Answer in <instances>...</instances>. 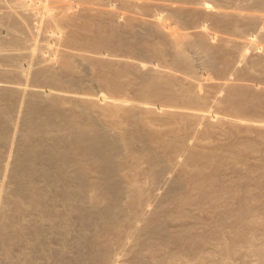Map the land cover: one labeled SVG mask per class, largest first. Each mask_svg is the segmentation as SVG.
Returning <instances> with one entry per match:
<instances>
[{"label":"rangeland","instance_id":"rangeland-1","mask_svg":"<svg viewBox=\"0 0 264 264\" xmlns=\"http://www.w3.org/2000/svg\"><path fill=\"white\" fill-rule=\"evenodd\" d=\"M24 1L25 13H31L26 19L17 0H0V81L59 87L81 98L48 108L45 115L61 109L56 125L31 130L25 125L30 118L26 102L11 96L14 111L7 117L14 125H0L1 132L6 130L0 136L3 192L16 194L10 167L17 151L34 138L39 167L34 176L47 191L60 189L50 183L59 175V155L71 149L64 138L68 125H88L93 118L113 130L119 146L110 193L104 192V176L88 162L81 203L53 192L47 216L38 220L33 214L37 218L32 216V227L21 239L0 217V264H264V37L256 35V20L224 15L232 9L263 12V4L206 0L212 9L201 11V0ZM6 14L21 24L13 28ZM251 34L259 41L260 55L250 53L242 60L235 41ZM180 45L191 56V68L179 59ZM203 50L212 63L206 64ZM26 51L34 58L17 54ZM51 58L58 76L54 81L18 73L31 61L46 67ZM255 58L262 64H253ZM70 61L72 68L66 65ZM36 127L41 131L35 133ZM241 197L248 205L242 206ZM114 202L116 210L109 209ZM76 203L87 211L85 221L78 218ZM247 206L256 212L248 214L252 228L237 223ZM14 211L9 213L14 216Z\"/></svg>","mask_w":264,"mask_h":264},{"label":"bare ground","instance_id":"bare-ground-1","mask_svg":"<svg viewBox=\"0 0 264 264\" xmlns=\"http://www.w3.org/2000/svg\"><path fill=\"white\" fill-rule=\"evenodd\" d=\"M202 2H200L201 4V11H202V9H204V11H206V10H211L212 9V7H211V4L210 3H208L206 0H201ZM253 1V0H252ZM255 1V0H254ZM257 1V0H256ZM260 2L263 4V6H264V0H259V3H258V1L256 2L257 4H259L260 5ZM17 3L19 4V6H22V13L20 14V15H24L23 16V18H28L30 15H31V13L29 14V13H25V11H24V8L26 7V2L24 1V0H17ZM253 3H255V2H253ZM253 6V5H252ZM18 7V6H17ZM235 7H238V6H235ZM229 8V7H228ZM241 8H243V7H241ZM240 8V9H241ZM247 8V7H246ZM253 8V7H252ZM263 8V7H262ZM237 9H239V8H237ZM256 9H257V7H256ZM214 10H216V9H214ZM221 10V9H220ZM220 10H218L219 12H220ZM251 10V9H250ZM203 11V12H204ZM217 11V10H216ZM260 11V10H259ZM15 12V11H14ZM212 12V11H211ZM224 12H225V14L224 15H226V14H228V16L229 15H231V17H235V20H236V18H237V20L236 21H240L238 18H241V19H247V20H256L257 22V24H259V25H261V26H259L258 25V28H256L255 30H256V35L259 37V40H260V38H261V40H262V38L264 37V11L263 12H254L253 10H252V12L251 11H246V9L243 11L242 9L241 10H224ZM1 13V12H0ZM4 13H6V12H4ZM4 13H2L3 15H1V17L2 16H4ZM9 13V12H8ZM12 13V12H11ZM18 14V13H17ZM16 14V15H17ZM217 14H218V12H217ZM222 14V15H223ZM9 14H6L5 15V17L7 16L8 17V19L11 21V25L13 26V28L14 27H16V25H18V24H21L20 22H21V20H20V18H18V19H15L14 18V20L12 21V19H10V17L8 16ZM11 16V15H10ZM33 16V15H32ZM227 16V15H226ZM12 17V16H11ZM14 17V16H13ZM18 17H22V16H19L18 15ZM230 17V18H231ZM4 18V17H3ZM3 18H0V19H3ZM7 19V20H8ZM7 20H5V22H7ZM8 20V21H9ZM2 21V20H1ZM4 21V20H3ZM245 21V20H244ZM247 22V21H246ZM252 22V21H251ZM251 22H247V24H251V25H253V23H251ZM7 23H9L10 24V22H7ZM157 23V22H156ZM158 24V23H157ZM160 24V23H159ZM10 25V26H11ZM256 24L254 23V26H255ZM19 26V25H18ZM253 26V27H254ZM254 30V31H255ZM13 33V32H12ZM11 33V34H12ZM12 36H13V34H12ZM20 37V36H19ZM257 38L255 37V34H251V36H249V37H246V38H244V39H242V40H238V39H236V41L235 42H237L238 44H239V49H238V53H239V57L243 60V59H248L249 57H251L252 55H260V53L258 54V51H259V41H257L256 40ZM17 40H19V38H17ZM181 46V45H180ZM183 46H181V49L180 50H178V55H179V59L180 60H182L186 65L185 66H187V67H192V60H191V56H190V54L186 51V49L184 48H182ZM261 47H263L262 45H261ZM263 49H264V47H263ZM27 52V51H26ZM203 52H204V50H203ZM206 52V51H205ZM204 52V53H205ZM208 52V51H207ZM207 52L205 53V54H203V57L205 58V61H206V64H209V62H211V60H210V55L209 56H207ZM250 53L252 54L251 56H250ZM12 54V53H11ZM14 54V53H13ZM17 54H21V55H23L24 54V56L26 57L27 56V58L29 57V58H31V59H33L34 58V53L33 52H30V51H28L27 53H17ZM17 54H16V56H17ZM15 56V57H16ZM208 57H209V59H208ZM256 59H258V58H255V61L254 60H252L251 62L253 63V64H262V62L260 63V61L259 60H256ZM260 60H262V59H260ZM214 62V61H213ZM31 63V65H30V68L29 69H27V70H25V69H23V68H19L18 69V73H19V75H21V76H31L32 75V77H33V79H36V80H43V79H47V80H50V81H54V80H56L57 78H58V76H57V74H55L56 72H54V70H53V58H51L49 61H47L46 63H47V66L45 67V63H43V64H41V66L40 67H43V65H44V67L43 68H40L39 66H37L38 64H36V63H33V61H31L30 62ZM212 63V62H211ZM264 63V62H263ZM40 65V64H39ZM67 67H69V68H72L73 67V63H71V61L70 62H68L67 64ZM213 65V64H212ZM209 66H211V64L209 65ZM226 81V80H225ZM55 83V82H54ZM223 83V82H222ZM221 84V83H220ZM226 84H228V82L226 81V82H224V85L226 86ZM222 86H223V84H221ZM67 90H69V89H67ZM73 91V90H72ZM15 94V96H14V98H17L18 100H23V101H25L26 102V104H27V109L28 110H26L27 111V113H29L28 115L30 116V118L29 117H27L28 118V122L27 123H25V125H27V127L28 128H30L31 130H32V127H33V125H56V121H55V118L57 119V118H59V117H61V114L60 113H62V112H59V111H61V109L59 108V109H57L56 111H54V114L55 115H53V114H51V115H49L50 114V112L48 111V108H49V110H50V107H56V106H58L61 102H65L66 100H64V99H67V100H70V98H72V99H74V98H76L75 100L77 101V99L78 98H81V95H78V94H75V93H70V92H66V90L64 91V89H61V88H40V87H35V86H26V85H21V84H9V83H4V82H1L0 81V111L1 112H4V116H5V118L3 119L2 117H3V115H2V117H1V115H0V125H10V124H13L14 125V122H13V120H11L12 118V116L10 117L11 119H9V117H7V115L9 114V116L10 115H12L11 113H10V109H11V107H13V103H14V100H13V97H11L12 95H14ZM232 94H234V91L232 92ZM231 95V94H230ZM229 95V96H230ZM83 97V96H82ZM230 97H232V96H230ZM105 98V97H104ZM89 99V98H88ZM90 100V99H89ZM92 100H94V99H92ZM72 101V100H71ZM78 101H80V100H78ZM91 101V100H90ZM111 101H113V100H111ZM111 101H109V102H111ZM63 102V103H64ZM87 102V101H86ZM115 102V101H114ZM87 108V107H86ZM85 108V109H86ZM12 110H13V108H12ZM84 110V109H83ZM14 111V110H13ZM13 111H11V112H13ZM49 112V114L48 113H46L47 115H45L44 113L45 112ZM74 112V111H73ZM81 113H83V111H80ZM79 112V113H80ZM85 112V111H84ZM75 113H77V112H75ZM63 114H64V112H63ZM26 116H27V114H26ZM62 116H66V115H62ZM69 116V115H68ZM79 116V115H78ZM84 116H85V114H84ZM6 117H7V120H6ZM64 117H62L63 119H64ZM83 117V116H82ZM61 118V119H62ZM80 118H81V116H80ZM90 118V117H89ZM89 118H87L88 120H89ZM92 118V117H91ZM60 119V118H59ZM59 119H58V121H59ZM67 119V118H66ZM66 119L65 120H63V122L64 121H66ZM68 119H69V117H68ZM79 119V118H78ZM93 119V118H92ZM89 120L88 121V125H83V123L81 122V123H78L77 122V124L78 125H76V126H71L70 127V125H68L69 126V131H67L66 133H65V135H64V138L65 139H67V141H68V145H69V148H71L70 149V151L68 152V151H66V152H68V153H63L62 152V154L60 153L61 151H63V150H60V154L61 155H59L60 157H58V160L60 161H57L58 163H60V164H58V166L56 167V171L57 172H59V175H57L58 176V178L56 177L53 181H51V183H50V185L51 186H53V185H57V187L59 186L60 187V189L61 188H63L62 190H60V189H57L56 191H47V190H45V188H42V187H40L37 183H39V182H36V177L34 176V174H36L35 172H36V170L39 168V167H37L34 163H35V159H37V157L36 156H38L37 155V151H36V139L34 138V143L32 144V145H29V146H26V147H21L20 149H19V151H17V159L15 160V162L13 163V167H10V168H12V172H13V178H12V180H13V182H15L16 184H15V187H17V188H15L16 190H15V192H16V194L14 193V192H11L10 194L12 195V193H14L15 194V197H14V195H13V197L11 196H7V191H4V192H6V194L3 192V189L4 190H6L5 188H1V186H0V217L2 218L3 216H5L6 217V221L5 222H3L4 223V226H6V229L7 230H12L13 232H16L17 234L19 233V235H20V239H21V234L22 233H25V231H26V229L28 228V229H30L29 228V226L31 225L30 223H31V221H33L31 218H32V216H33V214H36V216L38 217V220H40L39 218H41L40 216H43L44 215V213H45V211H49V210H47V207H49V206H47V204H48V202L47 201H49V199L50 200H52V201H54L55 199L53 198L55 195H51V194H54L53 192H55L56 194L57 193H59L60 195H63V197H64V195H65V198L68 196V197H70L71 199L74 197L75 198V200L77 199L78 201L77 202H80L81 200H83V199H80V198H82V195H83V187H86V186H84V185H86V180H88L87 178H86V172H85V167L84 166H86L85 164L86 163H90V165H92V167H93V169H95L96 171H97V173L99 172V174H102L103 176H104V179H105V182L103 183V187H104V192L105 193H110L108 190H110L111 189V187H113L114 186V184L115 183H113L112 181L114 180H112V176H113V171H114V159H115V148H117L119 145H118V143L119 142H117V135L113 132V130L112 129H110V128H107V127H105V126H103V127H101L100 125H97V124H95V122H94V120ZM5 120H6V123H5ZM10 122H12V123H10ZM58 123V122H57ZM61 123V122H60ZM60 123H58L57 125H59ZM65 124H67L66 122H64ZM63 123V124H64ZM76 123V122H75ZM62 124V123H61ZM68 124H72L71 122L70 123H68ZM85 124H87V122L85 123ZM75 125V124H74ZM1 127V126H0ZM37 127H39V128H41L42 126H37ZM35 128V130L37 131V132H35V131H33V135L31 136V137H33L34 136V132L35 133H38V131H41L39 128ZM43 128V127H42ZM51 128V127H50ZM64 128H66L65 127V125H64ZM27 129V128H26ZM29 129V130H30ZM34 129V128H33ZM1 130V129H0ZM2 130H3V127H2ZM28 130V129H27ZM57 130V129H56ZM132 130H134V131H136L135 129H132ZM26 131V130H25ZM134 131H132V132H134ZM5 133H6V130L4 131ZM4 132H1L0 131V136L2 137V135H3V137L4 136H6V135H4ZM32 132V131H31ZM131 132V133H132ZM27 133V132H26ZM28 133H30L29 131H28ZM127 133H128V131H127ZM130 133V132H129ZM31 134V133H30ZM29 134V135H30ZM136 133L134 132V134L132 133V134H130V135H133V136H137V134L135 135ZM63 135V134H62ZM126 135H128V134H126ZM130 135H128L129 136V138H130ZM25 136H27V134H25ZM123 137H125V134H124V136ZM24 138V137H23ZM132 138V137H131ZM130 138V139H131ZM26 139H29L28 138V136L26 137ZM133 139H135V138H132V140ZM127 140H128V138H127ZM127 140H126V142H127ZM25 140L23 139V142H24ZM40 141V140H39ZM129 141V140H128ZM134 141V140H133ZM132 141V142H133ZM42 142V141H41ZM40 142V143H41ZM125 142V141H124ZM131 142V143H132ZM128 143H130V142H128ZM130 143V144H131ZM42 144V143H41ZM54 144V143H53ZM124 144V143H123ZM125 144H127V143H125ZM133 145V144H132ZM22 146V145H21ZM20 147V146H19ZM53 148V147H52ZM55 148V147H54ZM53 148V149H54ZM58 148V147H57ZM57 148H55V150L57 149ZM68 148V149H69ZM52 149V150H53ZM53 150L52 152H58L59 150ZM114 150V151H113ZM51 152V153H52ZM143 152V151H142ZM58 153V154H59ZM144 153V152H143ZM146 153V152H145ZM146 154H144V156H145ZM147 155H149L148 154V152H147ZM52 156V155H51ZM214 156V155H213ZM60 158V159H59ZM215 159V158H214ZM74 161H75V163H84V165L82 166V167H78L79 165L78 164H76V165H78V166H75V164H74ZM56 162V161H55ZM53 163V162H52ZM35 165V166H34ZM55 165V164H54ZM88 166V165H87ZM7 167V166H6ZM9 167V166H8ZM35 167H37V168H35ZM91 168V167H90ZM260 168V167H259ZM7 169V168H6ZM55 170V169H54ZM94 170V171H95ZM39 172V171H38ZM214 173V172H213ZM219 173V172H218ZM40 175H42V174H40ZM264 175V174H263ZM35 178H34V177ZM56 176V175H55ZM216 176V175H215ZM218 176V175H217ZM216 176V177H217ZM90 182V181H89ZM95 182V181H94ZM97 182V181H96ZM95 182V183H96ZM97 183H99V182H97ZM102 183H101V186H100V184H99V186L98 187H102ZM89 184V183H88ZM87 184V185H88ZM94 184V183H93ZM40 187H38V186ZM95 185V184H94ZM97 185V184H96ZM95 185V186H96ZM222 185V184H221ZM93 186V185H92ZM56 187V188H57ZM72 188V187H75V189L73 188V189H69L68 190V188ZM223 187V186H222ZM225 187H227V186H225ZM77 188V189H76ZM117 188V187H116ZM113 189V188H112ZM120 189V188H119ZM60 190V191H59ZM86 190V189H85ZM114 190V189H113ZM116 190V189H115ZM222 190V189H221ZM14 191V190H13ZM216 191V190H215ZM225 191V190H224ZM227 191V190H226ZM111 192H113V191H111ZM214 192V191H213ZM218 192V191H217ZM223 192V191H222ZM81 193H82V195H81ZM119 193H121V192H119ZM200 193V192H199ZM202 193V192H201ZM200 193V194H201ZM206 193V192H205ZM8 194H9V192H8ZM59 194H58V196H59ZM104 194V193H103ZM207 194V193H206ZM205 194V195H206ZM201 195H204V194H201ZM209 196L210 195H213V194H208ZM51 196H52V198H51ZM106 196H108V195H106ZM141 196V195H140ZM211 197V196H210ZM214 198H216V196H213ZM213 197H211V199L213 200ZM8 198H10V199H12V201H10V199H8ZM73 198V199H74ZM114 198V197H113ZM208 198V197H207ZM54 199V200H53ZM80 199V200H79ZM115 199V198H114ZM208 199H210V198H208ZM241 199L242 200H244L245 199V197L243 198V197H241ZM67 200V199H66ZM117 199H115V201H116ZM245 200H247L248 201V199H245ZM243 201L244 203L242 204V206H246V204L248 203L247 201ZM264 201V200H263ZM50 202V201H49ZM66 202V201H65ZM139 202V201H138ZM54 203H56V202H54ZM71 203V202H70ZM74 203V202H73ZM81 203V202H80ZM238 203H240V200H238ZM241 203H242V201H241ZM83 204V203H82ZM112 204V206H109L110 208L109 209H111V207H116L115 205H116V202H114V203H111ZM51 205H53V204H51ZM75 205H77V207L76 206H74V207H76V209H74V210H76L77 211V215H78V218L79 219H81L82 218V220H83V218H86V216H87V211L85 210V209H82V210H80V209H78V206H79V203H76ZM110 205V204H109ZM118 205V204H117ZM143 205V204H142ZM248 205V204H247ZM68 207H71V206H73L72 204H71V206H69V205H67ZM79 207H81V206H79ZM82 207H83V205H82ZM85 207V206H84ZM54 209H56L55 211H57V213L60 211H58V209L57 208H55V207H53ZM65 208V207H64ZM67 208V207H66ZM86 208V207H85ZM249 208V206H247V207H243L242 208V210H241V213H238V215H239V217H237L238 218V222L237 223H242V224H244V225H246L247 227H249V226H251L250 228H252V226L254 225V221H253V219L252 218H250L249 216H248V214H249V212L251 211V210H255V208H252L251 210L250 209H248ZM50 209V208H49ZM73 209V208H72ZM115 210H116V208H114ZM14 211V216L12 215V214H10L9 212H11V211ZM45 210V211H44ZM68 210V209H67ZM69 210H71V209H69ZM80 212H79V211ZM93 210V209H92ZM112 210V209H111ZM111 210H109V211H111ZM54 211V210H53ZM75 211V212H76ZM89 211V210H88ZM94 211H96V210H94ZM93 211V212H94ZM52 212V209H51V211H50V213ZM65 212H68V211H65ZM71 212V211H70ZM69 212V213H70ZM89 212H91V211H89ZM252 212V211H251ZM53 213V212H52ZM57 213L55 212V214L57 215ZM64 213V212H63ZM80 213V214H79ZM252 213H254V212H252ZM256 213V212H255ZM254 213V214H255ZM46 214V213H45ZM54 214V213H53ZM62 214V213H61ZM89 214H91V213H89ZM93 214V213H92ZM107 214V213H106ZM65 216L67 215V213L66 214H64ZM69 215V214H68ZM77 215H76V218H77ZM94 215V214H93ZM35 215L33 216V217H35V218H37ZM45 216H47V214L46 215H44V217ZM53 216V215H52ZM64 216V217H65ZM75 216V215H74ZM89 216V215H88ZM95 216H96V213H95ZM4 217V218H5ZM49 217V216H48ZM47 217V218H48ZM58 217V216H57ZM62 217V216H61ZM69 217V216H68ZM72 217V216H71ZM91 217V216H90ZM89 217V218H90ZM99 217V216H98ZM101 217V216H100ZM0 218V219H1ZM34 218V219H35ZM50 218V217H49ZM63 218V217H62ZM77 218V219H78ZM88 218V217H87ZM102 218V217H101ZM235 218H236V216H235ZM236 218V219H237ZM51 219H53L52 217H51ZM63 219H65V218H63ZM69 219V218H68ZM68 219L66 218L65 220H67L68 221ZM95 219V218H94ZM35 220H37V219H35ZM34 220V221H35ZM41 220H43V219H41ZM45 220V219H44ZM64 220V221H65ZM70 220V219H69ZM76 220V219H75ZM86 219H84L83 221H85ZM92 220V219H91ZM51 221V220H50ZM54 221V220H53ZM81 221V220H80ZM43 222V221H42ZM55 222H57V220L55 221ZM61 222V221H60ZM82 222V221H81ZM87 222H89V221H87ZM91 222V221H90ZM93 222V221H92ZM3 223H2V225H3ZM35 223V222H34ZM53 223V222H52ZM65 223V222H64ZM67 223V222H66ZM65 223V224H66ZM106 223V222H105ZM236 223V224H237ZM37 224H38V221H37ZM56 224V223H55ZM60 224V223H59ZM79 224V223H78ZM82 224V223H81ZM83 224H84V222H83ZM91 224V223H90ZM35 225V224H34ZM51 225V224H50ZM57 225V224H56ZM85 225V224H84ZM3 226V227H4ZM39 226V225H38ZM52 226V225H51ZM51 226H49V227H51ZM59 226V225H58ZM83 226V225H82ZM86 226V225H85ZM91 226V225H90ZM30 227H32V225L30 226ZM37 227V226H36ZM35 227V228H36ZM41 228H42V226H40ZM39 227V228H40ZM62 227H63V225H62ZM61 227V228H62ZM38 228V227H37ZM60 228V227H59ZM91 228V227H90ZM1 229V228H0ZM44 229V228H43ZM56 229V228H55ZM87 229H88V227H87ZM2 230V229H1ZM34 230V229H33ZM83 230V229H82ZM12 231H11V233H12ZM31 231V230H30ZM38 231V230H37ZM54 231V230H53ZM57 231V230H56ZM87 231V230H86ZM3 232V231H2ZM6 232V231H5ZM4 232V233H5ZM8 232V231H7ZM6 232V233H7ZM28 232V231H27ZM88 232V231H87ZM3 233V234H4ZM2 234V233H1ZM36 234V233H35ZM61 234V233H60ZM59 234V235H60ZM64 234V233H63ZM5 235V234H4ZM14 235V233L12 234V236ZM26 235H27V233H26ZM22 236V237H27V236ZM249 235V234H248ZM3 236V235H2ZM7 236V235H6ZM32 236V235H31ZM65 236V235H64ZM4 237V239L6 238L5 236H3ZM2 237V238H3ZM14 237H15V235H14ZM16 237H17V235H16ZM19 238V237H18ZM28 238V237H27ZM26 238V239H27ZM66 238V237H65ZM8 239V238H7ZM10 239V238H9ZM11 239H13V238H11ZM23 239V238H22ZM26 239H23V240H26ZM13 240H15V239H13ZM39 240V239H38ZM66 240V239H65ZM1 241V240H0ZM10 241V240H9ZM12 241V240H11ZM21 241V240H20ZM19 241V242H20ZM6 242V241H5ZM16 242V241H15ZM2 243H3V240H2ZM5 244V243H4ZM3 244V245H4ZM13 244V243H12ZM26 244H28V243H26ZM1 245V244H0ZM2 245V246H3ZM6 245V244H5ZM8 246V245H7ZM14 246V245H13ZM15 246H16V244H15ZM44 246V245H43ZM63 246V245H62ZM10 247V246H9ZM27 247V246H26ZM65 247V246H64ZM4 248H5V246H4ZM7 249H8V247H7ZM10 249V248H9ZM65 250V249H64ZM10 252V251H9ZM230 251H228V253H229ZM263 252V254L262 255H264V251H262ZM7 254H8V252H7ZM64 254H62V256H63ZM22 260V259H21ZM2 263V262H1ZM21 264V263H20Z\"/></svg>","mask_w":264,"mask_h":264}]
</instances>
